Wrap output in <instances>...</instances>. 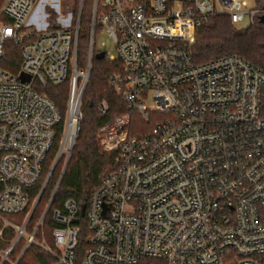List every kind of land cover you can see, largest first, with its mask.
<instances>
[{
  "label": "built area",
  "instance_id": "obj_1",
  "mask_svg": "<svg viewBox=\"0 0 264 264\" xmlns=\"http://www.w3.org/2000/svg\"><path fill=\"white\" fill-rule=\"evenodd\" d=\"M34 2L4 0L0 9L8 19H0V59L7 41L21 54L16 74L0 67V242L6 228L14 233L0 246V264L19 239L24 246L12 264L36 243L52 197L32 229L30 219L78 134L97 28L115 49L101 50L104 56L122 65L109 86L154 123L133 135L130 114H118L98 129L117 166L90 195L81 264H264V71L238 54L195 63L190 52L197 27L212 16L261 23L264 0L247 9L245 0H92L84 68L76 64L83 0L76 15L44 3L32 21ZM49 83L67 84L64 112L40 90ZM149 93L152 109L144 103ZM97 107L108 110L105 101ZM80 212L66 199L52 212L53 248L37 243L56 264H74ZM18 214L22 223L6 218Z\"/></svg>",
  "mask_w": 264,
  "mask_h": 264
},
{
  "label": "trees",
  "instance_id": "obj_2",
  "mask_svg": "<svg viewBox=\"0 0 264 264\" xmlns=\"http://www.w3.org/2000/svg\"><path fill=\"white\" fill-rule=\"evenodd\" d=\"M77 3L78 0H76L74 8L75 15ZM91 6L92 0H83L76 47V64L78 68H84L88 59ZM47 11L50 14V21H54L56 13L50 7H47ZM0 19L8 20L2 14ZM97 32H99V28L94 30L93 56L81 102L82 119L68 163L59 183L58 180L61 176L60 169L57 167L59 160L55 164L36 204L28 227L32 229L53 196L43 223L36 232V238H39L42 233L48 244L53 245L52 230L55 223L52 219V212L54 209H60L66 199L73 198L81 211L78 216L80 231L75 249L74 264H81L83 253L88 246L85 215L90 195L100 184L102 177L117 166L114 161V154L102 148L97 135L98 129L118 114H130L129 132L133 135L146 132L154 123L152 119L145 121L137 111L130 110L121 100L119 93L109 86V78L113 74L119 73L122 65L117 58L108 59L106 55L101 59L94 57L96 53L103 50L96 48L95 38ZM3 51L4 56L0 59V67L11 74H16L21 62L19 46L12 41H7L4 44ZM190 52L195 63H202L226 54H238L264 71V24L255 22L247 27H237L236 24L230 22L226 15L212 16L206 23L197 27L195 40L190 46ZM66 85L65 83H49L40 88L62 112H64L67 99L68 89ZM102 101H105L108 106V110L104 114L97 107V104ZM143 129L145 130L143 131ZM56 150L57 143L49 151L43 162L40 181L32 188L33 196L39 191L41 183L51 167ZM22 217L23 214L6 215L7 219L16 223ZM13 236V230L6 228L3 232L5 240L0 242V246L3 248L8 247ZM23 246L24 240L19 239L8 255V259L2 264H12L22 251ZM17 264H56V259L39 246L30 244L24 250Z\"/></svg>",
  "mask_w": 264,
  "mask_h": 264
},
{
  "label": "rangeland",
  "instance_id": "obj_3",
  "mask_svg": "<svg viewBox=\"0 0 264 264\" xmlns=\"http://www.w3.org/2000/svg\"><path fill=\"white\" fill-rule=\"evenodd\" d=\"M1 2H2V0H0V5H1ZM35 2H37V3H40L41 2V0H35ZM254 6V0H245V8L247 9V8H251V7H253ZM90 17H91V12H90ZM248 25H250L249 24V19L246 17L243 21H241V22H238L237 24H236V26L237 27H247ZM102 41H104L105 42V45H101L100 43L102 42ZM95 44H96V48H101V49H103V50H106V51H109V52H111V53H114L115 52V49H114V46H113V42H112V40L108 37V36H106L105 34H103V33H100V32H97V34H96V38H95ZM66 84V83H65ZM67 86V85H66ZM67 89H68V87H67ZM144 103L147 105V107L148 108H153V99H152V96H151V94L149 93L148 95H147V97H146V99H145V101H144ZM145 129H143V131H144ZM73 146V145H72ZM71 150H72V148H71ZM71 153V152H70ZM69 156H70V154H69ZM68 156V157H69ZM69 159V158H68ZM66 160H67V156L65 155V154H63L61 157H60V159H59V162H58V169H60V175H61V173H63L64 172V170H65V165H67L66 164ZM68 163V162H67ZM23 222V220L22 219H19V222L18 223H22ZM37 243H44L45 245H47L48 247H51V248H53V245H50V244H48V242L46 241V238H45V236L44 235H42V233H41V235H40V237L39 238H36V243H35V245H37V246H39ZM40 247V246H39ZM41 248V247H40ZM42 249V248H41Z\"/></svg>",
  "mask_w": 264,
  "mask_h": 264
},
{
  "label": "crops",
  "instance_id": "obj_4",
  "mask_svg": "<svg viewBox=\"0 0 264 264\" xmlns=\"http://www.w3.org/2000/svg\"><path fill=\"white\" fill-rule=\"evenodd\" d=\"M44 3H50L53 4L54 7H60L63 11H69L70 9L72 11H75V5H76V0H41L40 3L34 2V8L31 12L30 15V20L32 21H36L37 19V14L39 12V9L41 8L42 4ZM79 3V0H78ZM78 3H77V7L76 10L78 8ZM77 13V12H76Z\"/></svg>",
  "mask_w": 264,
  "mask_h": 264
},
{
  "label": "water",
  "instance_id": "obj_5",
  "mask_svg": "<svg viewBox=\"0 0 264 264\" xmlns=\"http://www.w3.org/2000/svg\"><path fill=\"white\" fill-rule=\"evenodd\" d=\"M260 22H261V23L264 22V16H261V17H260ZM94 57L97 58V59H101V58H103V57H104V51H99L98 53H96V54L94 55ZM90 63H91V56H89V65H90ZM19 78H20L22 81H27V80H28V76H27V75H24L23 73H21V74L19 75ZM68 158H69V157H67L66 164H67V162H68ZM65 166H66V165H65ZM62 174H63V173H61V176H60V178H59V180H58V183H59V181H60V179H61V177H62ZM52 197H53V196H52Z\"/></svg>",
  "mask_w": 264,
  "mask_h": 264
}]
</instances>
